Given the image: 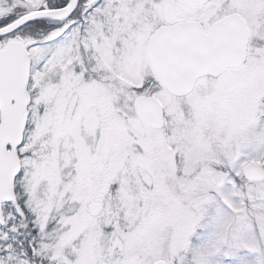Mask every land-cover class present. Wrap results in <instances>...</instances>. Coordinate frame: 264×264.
Segmentation results:
<instances>
[{
  "label": "snow or ice",
  "instance_id": "1",
  "mask_svg": "<svg viewBox=\"0 0 264 264\" xmlns=\"http://www.w3.org/2000/svg\"><path fill=\"white\" fill-rule=\"evenodd\" d=\"M0 264H264V0H0Z\"/></svg>",
  "mask_w": 264,
  "mask_h": 264
}]
</instances>
